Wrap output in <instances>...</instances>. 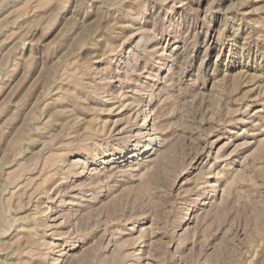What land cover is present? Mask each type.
Masks as SVG:
<instances>
[{"label":"rangeland","instance_id":"rangeland-1","mask_svg":"<svg viewBox=\"0 0 264 264\" xmlns=\"http://www.w3.org/2000/svg\"><path fill=\"white\" fill-rule=\"evenodd\" d=\"M0 264H264V0H0Z\"/></svg>","mask_w":264,"mask_h":264}]
</instances>
